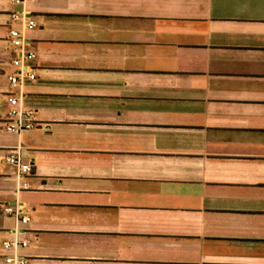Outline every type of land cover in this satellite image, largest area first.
<instances>
[{
	"label": "crops",
	"instance_id": "0c3cea01",
	"mask_svg": "<svg viewBox=\"0 0 264 264\" xmlns=\"http://www.w3.org/2000/svg\"><path fill=\"white\" fill-rule=\"evenodd\" d=\"M13 234L28 264H264V0H0V264Z\"/></svg>",
	"mask_w": 264,
	"mask_h": 264
},
{
	"label": "built area",
	"instance_id": "2783aa9c",
	"mask_svg": "<svg viewBox=\"0 0 264 264\" xmlns=\"http://www.w3.org/2000/svg\"><path fill=\"white\" fill-rule=\"evenodd\" d=\"M27 0H13L15 5H23ZM11 26L7 35V45L11 48L14 57L11 61L14 73L9 77L12 88H18L25 81H34L36 73L32 63L36 59V54L30 49L29 42L25 36L36 28L34 18L25 12L12 13L10 16ZM19 24L20 28L15 25ZM7 121L5 130L8 133L19 134L25 130H30L34 125V112L20 108L18 98L13 96V92L8 93L7 99ZM9 165L15 167L20 175H29L32 172L30 164H22L17 152H11L4 160ZM7 215H14L22 225L29 222L27 216H22L21 207L4 209ZM27 240H20L19 236L13 234L11 241L3 242V249L11 251V254L4 256L2 264H28V259L20 255L17 251L27 247Z\"/></svg>",
	"mask_w": 264,
	"mask_h": 264
}]
</instances>
